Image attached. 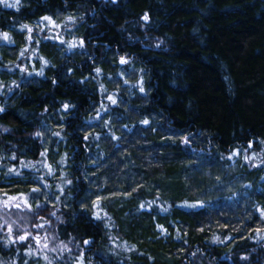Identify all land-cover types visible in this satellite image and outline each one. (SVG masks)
Here are the masks:
<instances>
[{
  "label": "trees",
  "instance_id": "1",
  "mask_svg": "<svg viewBox=\"0 0 264 264\" xmlns=\"http://www.w3.org/2000/svg\"><path fill=\"white\" fill-rule=\"evenodd\" d=\"M79 2L95 11H86L87 24L82 25L81 39L86 47L65 53L69 60L75 56L73 63H79V67L73 68L75 76L68 74L63 63L55 70V86L47 77L20 75L19 68L8 65V60L14 59L11 49L16 45H5L8 50L0 57V80L4 81L0 93L5 94L0 95V103L15 102V106L6 105L5 112L0 114V122L14 124L15 133L24 142H30L27 149L29 154L35 149L38 156L40 138L23 137V133L34 130L36 124L41 129L48 126L47 120H39L37 111L47 105L51 112L63 98L76 102V108L71 110L72 115L64 122L66 128L72 131V171L80 176L81 191L74 192L75 199L88 190V181H84L81 172L95 171L96 165L88 164L87 160L95 158L99 151L95 147L96 142L90 137L86 139L82 131L98 126L99 118L81 119L82 114L87 115L91 101L99 102V93L94 82L92 85L88 82L81 84L79 77L91 73L97 63L102 68L116 67L113 57L117 54H120V60L131 57V64L121 63L119 67L130 75L134 68L143 69L138 74L145 77L146 89H152L150 95L133 97L131 111L139 112L141 117L150 121L151 113L167 114V117L156 126L155 132H150L151 124L145 125L139 121L132 124L131 130L122 129L130 142L133 137L141 135L151 141L150 144L138 145L140 151L156 150L153 156L159 159L153 160L152 172L147 167L132 169L136 176L143 177L141 183L150 181L153 191L149 192L145 187L133 193L132 197L116 198L111 197V190H93V198L107 195L117 203H127L113 211L112 206L105 207L106 202L101 200L100 207L94 206L93 209L101 213V220L96 223L84 220L83 217L90 214L80 210L81 223L78 227L82 228L83 235L79 239L81 247L73 249V259L83 257L85 264L89 256L94 264H207L208 261H214V264H246L240 260V252L255 247L256 252L250 256L252 264H264V246H260L264 242L248 239L249 233L254 237L257 235L254 229L264 227V218L256 211L257 207H264V143H261L264 141V0ZM70 6H75V0ZM56 8L65 10L62 0H32L31 6L21 8L19 14L0 6V26L11 27L8 24L11 17L19 15L30 20ZM145 14L149 16L148 20L143 19ZM197 28L199 32L193 34ZM165 34V44L157 47L152 43L156 36ZM199 37H206V40L201 43ZM19 38L22 39L23 34H19ZM54 43L43 42L46 47L54 46ZM17 77L18 85H12V90L8 91L7 84ZM115 79L121 78L116 76ZM173 80L177 87H172ZM170 95L171 102L168 99ZM122 99L128 102V97L123 96ZM145 99L150 103L141 105L140 102ZM190 99L192 107L188 108L186 102ZM20 108L31 109L27 113L28 118L19 114ZM115 111L122 113L121 109ZM104 115L107 113L101 114ZM118 119L128 122V117L122 114ZM104 131L107 132L106 129ZM189 131L192 133V136H188L191 143L181 140L173 143L168 139L187 136ZM201 132L204 135H200ZM14 139L11 133L5 134L4 140ZM101 139L110 137L102 136ZM113 143L115 147L111 148L108 156L115 158L127 148V144ZM9 147L5 144L6 149ZM237 150L240 155L233 156ZM245 155L250 159L245 160ZM126 159L136 160L137 156L132 153L130 157H120L118 163L122 165ZM12 163L18 164L19 159ZM144 163L147 164V161ZM80 165H84V168ZM23 171L28 172L26 169ZM217 176L220 181L216 180ZM95 179V176L90 177V180ZM15 183L20 181L0 180V189H9L8 194L12 195V184ZM131 186H134L131 181L125 183L124 191H130ZM231 188L234 191H230ZM201 189L213 193L214 198L203 200L202 197L198 199L190 195ZM155 191L172 193L181 198L177 201L180 211L173 214L174 218H182L179 224L164 223V213L156 215L159 205L163 203L160 197H157V204L140 208L137 212L140 203H151ZM183 200H187L188 204H196L197 201H204V204H197V208L191 210L183 206ZM252 204L256 207H252ZM240 208H246L253 214L252 220L245 221L247 231L232 233L230 226L223 230L213 228L216 223L214 219L201 223L207 216L217 217L226 225L229 221L235 223L238 219L236 216L221 213L232 214ZM117 214L123 218L122 221L116 220ZM149 220L151 223L146 222ZM110 221H115L119 226L105 229L104 225ZM160 223H164L168 229L164 235H159L157 225ZM205 224L207 229L200 231L205 229ZM60 227L64 228L63 225ZM68 230L71 231V228ZM105 230L115 235L106 237V247H102L104 241L101 237ZM176 230L180 231V237L173 234ZM213 231L221 236L222 242L205 238H210ZM224 236H228V239H223ZM84 240L89 242L85 244ZM229 245L231 251L228 250ZM108 248L115 251H107ZM197 248L201 252H196ZM14 249L15 246L9 249L0 246V253L7 256ZM67 264L73 262L67 260Z\"/></svg>",
  "mask_w": 264,
  "mask_h": 264
},
{
  "label": "clouds",
  "instance_id": "2",
  "mask_svg": "<svg viewBox=\"0 0 264 264\" xmlns=\"http://www.w3.org/2000/svg\"><path fill=\"white\" fill-rule=\"evenodd\" d=\"M31 2L32 0H0V6L5 9H13L19 14L21 8L30 7ZM71 2L72 0H62L64 11L56 8L30 20L19 15L9 18L8 24L11 27L0 26V57H3L5 51L8 50L5 45H16L15 48L11 49L14 59L8 60V65L19 68L20 75L28 74L32 76L34 74L42 79L47 77L52 81V85L55 86L57 83L55 70L63 63L67 67L68 74L75 76L76 73L73 68L79 67V63H73L75 56L73 60H69L65 53L86 47L85 42L81 39L83 36L82 25L87 24L86 11L94 12L95 9L88 8L86 4L80 3L79 0H75V6L72 7L70 6ZM120 27L123 28V24ZM197 32H199L198 28L193 30V34ZM19 34H23L22 39L19 38ZM165 36L167 34L156 36L152 43L157 47L165 44ZM129 38H131V35H129ZM199 40L203 43L206 37H199ZM44 41H53L55 43L54 46L46 47L43 44ZM119 56L120 54H117L113 57V63L116 67L102 68L97 63L92 68L91 73L79 77L81 84L88 82L92 85L94 82L100 97L99 102L97 100L91 101L89 109L86 110L87 115H81V119L84 121L97 120L99 118L98 126L91 129H82L85 132V138L90 137L92 141H95V147L99 150L95 158L87 160L88 164L96 165L95 171L88 172L84 170L81 172L84 181H88V190L84 191L83 195L74 199V192L81 191L79 188L80 176H77L72 171L71 144L73 141L70 140L72 131L68 130L64 123L72 115L71 110L76 108L75 101L71 98H63L60 100L59 106L53 107L51 112L47 105L37 111L39 120L41 122L47 120L48 126L41 129L39 124H36L34 130L24 132L23 137L40 138L38 156L35 149H33L31 155L29 154L27 149L30 146V142H24L23 138L15 133L14 124L0 122V141H2L0 143V180L10 182V179H18L20 181V183L12 184V189L14 190L12 195L8 194L9 189H0V246L4 249L15 246L14 252H10L7 256L0 253V264H18V261L20 264H67V260H71L73 264H80L81 258L73 259V249L81 247L79 239L83 235L82 228L78 227L81 223L80 210H85L90 214V216L83 217L84 220L95 223L101 220V217L98 218L93 210L94 201L100 195H96L93 198V190H111V197L116 198L125 196L124 193H130L127 197H132L133 193H137L141 188L145 187L148 188L149 192L153 191L150 181L141 183L143 177L136 176L132 169L147 167L148 171L152 172L154 167L153 160L159 159L158 156H153V152L156 150L140 151L137 147L138 145L150 144L151 141L144 139V136L141 135L133 137L130 142L122 129L128 128L131 130L132 124L139 121L145 125L151 124L150 132H155L156 126L166 119L167 114L157 115L156 113H151L150 121L146 117H141L139 112L131 111L130 105L133 103V97L141 94L150 95L152 89H146L144 84L145 77L138 74L143 69L134 68L132 74H128L127 71L119 67L121 64ZM22 58V62L17 63ZM82 58L80 57V59ZM126 63H132L131 57L126 60ZM116 76L121 79H115ZM18 79L19 77L11 79L7 84L8 91L12 90V85H18ZM171 84L172 87H177L175 80L171 81ZM125 85H128V87H125ZM3 87L4 81L0 80V88ZM4 94L0 93V95ZM123 96L128 97L127 103L123 102ZM168 99L171 102V95ZM148 103H150L148 99L140 102L144 106ZM6 105L15 106V102H12V104H8L7 101L0 103V114L5 112ZM186 105L191 108L192 100H188ZM113 106L116 107L113 108ZM115 109H121L122 113H117ZM29 111L31 109L20 108L19 114L28 118L27 113ZM102 113H107V115L101 116ZM121 114L128 117L127 123L118 119ZM144 121H147V123H143ZM168 123L171 126V119L168 120ZM105 129L107 130L106 133ZM8 133H11L15 139L4 140L5 134ZM200 135H204V133L201 132ZM102 136H109L110 139H101ZM188 136H192L190 131L187 136L168 137V139L173 143L177 140L184 142V138H188ZM113 141L127 144V148L121 150L115 158L108 156L111 148L115 147ZM188 143H191V141L188 140ZM5 144L10 147L6 149ZM132 153L136 154V160L126 159L122 165L118 163L120 157H130ZM106 156L107 159L104 160ZM17 159H19V163L13 164L12 161ZM145 161H147V164L144 163ZM80 167L84 168V165H80ZM24 169L28 170V172L23 171ZM113 169L115 170L113 171ZM125 169H127V172H125ZM91 176H95L96 179L90 180ZM217 177L216 180L220 181ZM129 181L134 186H131L130 191H124L125 183ZM229 190L234 191V188ZM190 195L197 196L198 199L202 197L203 200L214 198L213 193L203 192L202 189L198 193H190ZM100 197L106 202L105 207L112 206L113 211L127 203V201L117 203L107 195ZM157 197H160L163 203L159 205L156 215L164 213V223L179 224L182 218H174L173 214L180 211V208L177 207V201L181 198L176 197L172 193L155 191L152 195L151 203H140L136 209L137 212H139L142 204L143 208H150L153 204H157ZM47 205H50V207ZM191 205L195 204H188L187 200H183L184 207L191 210L197 208V205ZM251 206L256 207L255 204ZM240 213H243V215H240ZM124 215L126 217L127 213ZM221 215H234L238 219L237 222L232 223L229 221V224L226 225L220 222L217 217L207 216L201 220V223L214 219L216 223L213 228L223 230L225 227L230 226V231L235 233L247 231L245 221L253 218L252 212L246 208L237 209L232 214L221 213ZM90 217L95 219H90ZM122 219L117 214L116 220L122 221ZM146 222L151 223L150 220ZM164 223L158 225L164 226ZM61 225L64 226L63 229L60 227ZM118 226L115 221H110L104 225L105 229ZM69 227L71 231L68 230ZM207 227V224H205L203 231ZM158 229L159 235L165 234L162 229ZM173 234L176 237H180L179 230H176ZM114 235L105 230L104 236L101 237V240L104 241L102 247H106L105 238H111ZM25 236L29 238L26 240L22 239ZM37 237H39L38 241ZM205 238L214 242H222L221 236L216 235L215 231H213V235L210 238ZM223 239H228V236H224ZM248 239L264 242V232L257 233L255 237L249 233ZM25 242L26 246H24ZM233 243H235V238H233ZM260 246H264V243H261ZM228 250H232L231 245L228 246ZM256 250L253 247L250 250L240 252V260L246 262V264H252L250 256ZM107 251L111 252L115 251V249L108 248ZM196 252H201V249L197 248ZM66 253L67 260H65ZM87 264H94L91 256H89ZM207 264H214V261H208Z\"/></svg>",
  "mask_w": 264,
  "mask_h": 264
},
{
  "label": "snow or ice",
  "instance_id": "3",
  "mask_svg": "<svg viewBox=\"0 0 264 264\" xmlns=\"http://www.w3.org/2000/svg\"><path fill=\"white\" fill-rule=\"evenodd\" d=\"M46 19H51V18H46ZM143 19H144V20H148V19H149V16H148L147 14H145L144 17H143ZM82 42H83V41H82ZM121 63H126V58H125V57H122V58H121ZM141 83H142V82H141ZM143 123H147V121H144ZM184 142H185V143H188V138H187V137L184 138ZM261 143H264V141H261ZM251 146H252V142L250 141V142H249V147H251ZM232 155H233V156H238V155H240L239 150L235 151ZM254 157H255V154H253V158H254ZM229 159H231V157H229ZM244 159H245V160H249L250 157H249L248 155H245V156H244ZM262 162H264V161H262ZM217 179L219 180L220 177H217ZM124 195L127 196V195H130V193H124ZM101 200H102V197L97 196V197H96V201H94V206L97 207V208H99V207H100V201H101ZM197 204H199V205H203V204H204V201H197L195 205H191V206H196ZM143 207H144V206H143V204H142V205H141V208H143ZM256 211L259 212L261 218H264V207H257V208H256ZM95 214H96V216H97L98 218L101 217V213H100V211H97ZM104 215H107V213H105ZM157 227L160 228V229H162V230L165 232V234L167 233V229H166L164 226H162V225H158ZM200 230L203 231V229H200ZM254 231L257 232V233H259V232H264V227L256 228V229H254ZM28 238H29V237H27V236L22 237V239H24V240H26V239H28ZM38 240H39V237H37V241H38ZM88 242H89L88 240H84V241H83V243H85V244H87ZM80 264H84V259H83V257H81Z\"/></svg>",
  "mask_w": 264,
  "mask_h": 264
},
{
  "label": "rangeland",
  "instance_id": "4",
  "mask_svg": "<svg viewBox=\"0 0 264 264\" xmlns=\"http://www.w3.org/2000/svg\"><path fill=\"white\" fill-rule=\"evenodd\" d=\"M11 210V209H10Z\"/></svg>",
  "mask_w": 264,
  "mask_h": 264
}]
</instances>
